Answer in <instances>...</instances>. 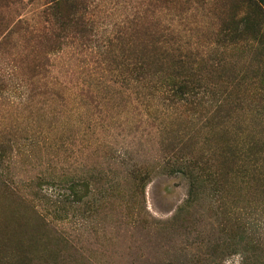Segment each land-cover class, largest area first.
Segmentation results:
<instances>
[{"label":"rangeland","instance_id":"rangeland-1","mask_svg":"<svg viewBox=\"0 0 264 264\" xmlns=\"http://www.w3.org/2000/svg\"><path fill=\"white\" fill-rule=\"evenodd\" d=\"M85 5L93 37L50 53L46 0H0V264H264V47L227 48L230 87L175 106L118 72L133 25L198 62L222 4ZM180 151L209 170L183 172Z\"/></svg>","mask_w":264,"mask_h":264},{"label":"trees","instance_id":"trees-1","mask_svg":"<svg viewBox=\"0 0 264 264\" xmlns=\"http://www.w3.org/2000/svg\"><path fill=\"white\" fill-rule=\"evenodd\" d=\"M211 1L214 3L219 1L224 8L222 16H217L219 23L214 35V49L220 47L223 52L217 50L214 53V49H212V56L205 57V59L198 58V62H196L192 55L183 57L179 50L181 48L177 45L176 48L179 49L167 47L169 38L156 24L153 28H136L133 25V46L126 49L127 54L121 57L122 63L117 65V68L121 67V71L118 72H122V76L134 80L135 76L139 77L136 81L148 80V84L153 83L156 91L161 92L163 101H169L175 106L195 105L199 98L205 97L208 93L210 95L212 92H217L216 83L228 82L230 87L233 79L230 76H225L231 72L227 71L221 54L227 48L238 44L251 46L258 44L264 47V0ZM46 4L48 7L44 13L51 12L49 16L53 18L56 25V31L53 32L52 38L58 42V45L54 44V47L53 44L46 46L50 53L61 49L60 44L62 43L59 44L61 40L57 38L71 36L80 42H87L91 36L93 37L90 22L84 15L85 0H46ZM171 33L168 35L173 37ZM118 37L117 35L113 40L103 42L102 49L108 51L110 43L118 40ZM156 56L163 58L160 59ZM159 63L163 64L164 69L153 71V66L156 67ZM213 75H215V83L212 82ZM222 87L223 84H220L219 90ZM213 97H215L214 94ZM214 100L215 102L212 103L217 109H220L226 105L228 97L220 94ZM201 159L180 151L175 154L173 162L183 169V172L208 171L207 162H201ZM75 187L81 188L82 186L80 184L73 185L70 189L71 193Z\"/></svg>","mask_w":264,"mask_h":264}]
</instances>
